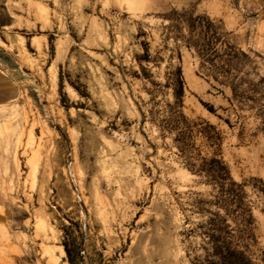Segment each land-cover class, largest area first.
<instances>
[{
	"label": "rangeland",
	"instance_id": "rangeland-1",
	"mask_svg": "<svg viewBox=\"0 0 264 264\" xmlns=\"http://www.w3.org/2000/svg\"><path fill=\"white\" fill-rule=\"evenodd\" d=\"M0 231V264H264V0H0Z\"/></svg>",
	"mask_w": 264,
	"mask_h": 264
},
{
	"label": "trees",
	"instance_id": "trees-1",
	"mask_svg": "<svg viewBox=\"0 0 264 264\" xmlns=\"http://www.w3.org/2000/svg\"><path fill=\"white\" fill-rule=\"evenodd\" d=\"M211 29V28H210ZM208 29V30H210ZM207 34V33H206ZM205 37V34L203 38ZM218 54H215L214 57H217ZM219 56V55H218ZM209 60H213V58H209ZM234 61V56L228 57L226 59L225 64L228 68L222 66L217 71L221 73H226L227 75L230 73V68ZM222 69V70H221ZM222 83H226L222 81ZM170 84H172L175 88V96L181 97L184 94V79L182 75L181 67L178 66L176 70L170 76ZM234 90V88H233ZM212 127V125H210ZM217 162H220L219 159H214ZM220 177V175H216ZM215 252L218 254L220 258V264H255L251 257L246 253V250H242L237 246H233L232 244H224V245H215Z\"/></svg>",
	"mask_w": 264,
	"mask_h": 264
},
{
	"label": "bare ground",
	"instance_id": "bare-ground-1",
	"mask_svg": "<svg viewBox=\"0 0 264 264\" xmlns=\"http://www.w3.org/2000/svg\"><path fill=\"white\" fill-rule=\"evenodd\" d=\"M6 55H3V57H5ZM22 56V55H21ZM22 58V57H21ZM11 63H13V61L11 60ZM38 102H39V104H41V108H42V110H43V112H44V114L45 113H47V110L45 109V106L44 105H42V103H41V99L39 98L38 99ZM44 116V115H43ZM45 116H47V115H45ZM25 120L28 122V119H27V116H25ZM47 120V119H46ZM40 122V121H39ZM44 122V121H43ZM32 125H34V124H32ZM30 135V134H29ZM38 151V148L36 149V150H34L33 151V153H36ZM9 239V236L8 235H6L4 232H2V231H0V242H2V241H7Z\"/></svg>",
	"mask_w": 264,
	"mask_h": 264
}]
</instances>
